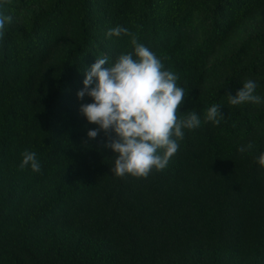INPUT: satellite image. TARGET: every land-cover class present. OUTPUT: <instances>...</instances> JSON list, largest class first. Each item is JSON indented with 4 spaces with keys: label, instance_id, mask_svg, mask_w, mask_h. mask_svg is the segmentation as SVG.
I'll return each instance as SVG.
<instances>
[{
    "label": "trees",
    "instance_id": "trees-1",
    "mask_svg": "<svg viewBox=\"0 0 264 264\" xmlns=\"http://www.w3.org/2000/svg\"><path fill=\"white\" fill-rule=\"evenodd\" d=\"M0 13V264H264V0H9ZM117 26L180 76L178 115L201 120L143 179L112 174L79 111L95 60L132 51L106 35ZM247 80L262 102L231 105ZM25 150L40 172L20 169Z\"/></svg>",
    "mask_w": 264,
    "mask_h": 264
},
{
    "label": "clouds",
    "instance_id": "clouds-1",
    "mask_svg": "<svg viewBox=\"0 0 264 264\" xmlns=\"http://www.w3.org/2000/svg\"><path fill=\"white\" fill-rule=\"evenodd\" d=\"M8 2L0 0V6ZM11 19L0 13V39ZM106 35L128 36L132 51L120 54L111 63L108 57L95 60L77 93L78 99L87 96L92 102L82 104L79 111L89 124L97 126L87 132L88 139H95L100 132L105 134L104 147L116 156L110 169L112 174L119 178L127 175L147 178L153 170L162 171L168 166L179 151L185 130L197 129L201 120L195 111L178 115V108L188 95L178 85L180 76L165 69L163 60L140 43L135 33L117 26ZM256 88L255 81H245L234 96H227L229 103L260 104ZM218 109L219 106L213 105L206 110L205 120L214 126L224 119ZM251 148L252 144H248L237 151L243 153ZM21 155V170L30 167L32 172L41 171L34 151L25 150ZM258 164L264 167V153L259 155Z\"/></svg>",
    "mask_w": 264,
    "mask_h": 264
}]
</instances>
